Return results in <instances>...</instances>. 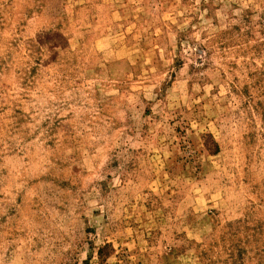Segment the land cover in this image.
I'll return each mask as SVG.
<instances>
[{
    "label": "rangeland",
    "instance_id": "obj_1",
    "mask_svg": "<svg viewBox=\"0 0 264 264\" xmlns=\"http://www.w3.org/2000/svg\"><path fill=\"white\" fill-rule=\"evenodd\" d=\"M0 264H264V0H0Z\"/></svg>",
    "mask_w": 264,
    "mask_h": 264
},
{
    "label": "trees",
    "instance_id": "obj_2",
    "mask_svg": "<svg viewBox=\"0 0 264 264\" xmlns=\"http://www.w3.org/2000/svg\"><path fill=\"white\" fill-rule=\"evenodd\" d=\"M106 247V246H105ZM104 248V247H103ZM101 251H103V249L101 248Z\"/></svg>",
    "mask_w": 264,
    "mask_h": 264
}]
</instances>
